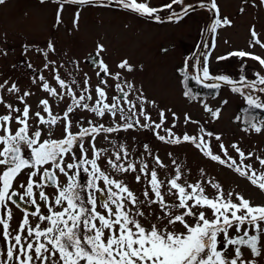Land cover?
Instances as JSON below:
<instances>
[{"label": "snow or ice", "instance_id": "6c2138e0", "mask_svg": "<svg viewBox=\"0 0 264 264\" xmlns=\"http://www.w3.org/2000/svg\"><path fill=\"white\" fill-rule=\"evenodd\" d=\"M95 2L52 0L58 5L55 26L63 22L65 5ZM99 2L108 6L112 0L108 4ZM4 3L0 0V5ZM116 3L159 23L164 22L160 13L166 10L167 20L176 22L196 9L214 13V20L201 33L197 51L186 56L178 69L182 96L200 103L206 118L201 123L185 113L181 124L176 112L161 108L142 87L128 82L121 71L113 73L102 58L97 63L105 51L103 44H97L94 56L89 55L97 67L94 89L87 73L81 81L75 77L65 79L60 73L63 64L48 59L49 53H55L49 41L43 67L34 69L32 79L37 89L47 94L39 100L35 112L27 102L34 95L31 90L22 91L8 80L0 83V105L5 109L0 114V264H259L256 258L264 257V203L246 198L237 191L238 184L225 191L204 166H198L197 177L189 179L192 169H186V162H178L171 151L166 153L169 163H165L145 143L140 157L132 158L135 150L130 153L126 143L109 139V134L147 129L161 143L190 146L208 163L230 170L264 192V157L246 154L238 141L226 143L222 133L213 131L209 125L221 118L229 101L222 99L214 108L207 100V95L218 98L220 89L227 86L244 102L234 118L242 125L240 131L264 134V55L230 51L216 60L238 58V78L212 73L211 56L218 29L232 25L228 17L221 16L217 0H171L158 7L152 6L151 0ZM174 5L180 6L179 12ZM251 6H264V0H252ZM244 11L241 7L240 12ZM79 18L80 12L76 11L73 25L77 28ZM205 33L211 36L210 44L204 40ZM250 37L249 48L264 50V40L254 25ZM24 47L27 51L28 46ZM247 59L259 65L252 78L246 74ZM74 64L79 71L78 62ZM27 67L33 66L28 63ZM117 68L133 71L127 60ZM108 78L115 82L116 94L112 96L108 90L113 85ZM193 83L209 93L202 97L191 86ZM5 95L14 96L23 108L5 100ZM50 100L56 101L57 107L60 102L67 103L54 113ZM152 109L156 111L155 119ZM78 111L89 116L78 118ZM190 124L196 132L187 131ZM182 126L184 130L177 134L174 130ZM101 141L111 147H98ZM253 156L255 161L247 162ZM257 161L259 168L254 167ZM81 170L86 174V183H81ZM126 175H134L135 181L143 184L140 195L117 178ZM18 201L31 205L33 211L21 207ZM13 206L22 213L15 229L11 227Z\"/></svg>", "mask_w": 264, "mask_h": 264}, {"label": "rangeland", "instance_id": "374dc122", "mask_svg": "<svg viewBox=\"0 0 264 264\" xmlns=\"http://www.w3.org/2000/svg\"><path fill=\"white\" fill-rule=\"evenodd\" d=\"M170 2L171 0H151V5L158 7ZM192 2L194 0H185V3ZM217 3L221 16L228 17L232 25L218 29L215 39L216 47L211 56V71L213 74L223 73L238 78L237 71L241 63L238 58L232 57L227 61L217 62L216 57L236 50L264 55V50L259 47L249 48L250 29L253 25L260 38L264 40V6L252 7V0H249L247 4L244 0H217ZM104 4H108V0H104ZM173 7L176 11H180L179 5ZM241 7L245 9L243 13L240 12ZM57 8L58 5L52 3V0H45V3H41L40 0H5V3L0 5V46L1 51L5 50L7 53L6 57H2L0 51V72L13 65L11 70H7L2 76L13 80L14 74L22 77L29 74L25 67L28 63H34V56L35 58L37 56L34 55V48L29 46L39 44L47 47L48 39L52 38L56 49L51 56L57 62H63V72L61 70L60 73L66 79L75 77L76 80L81 81L83 79L82 65L85 69L86 57L96 50L97 44H103L105 51L102 55L109 62L113 73L121 71L128 82L134 83L137 88L142 87L145 95L155 99L161 108H171L180 117L181 124L185 113L203 123L206 114L201 104L195 101L190 102L182 96L183 89L178 69L183 66L186 56L197 51L196 45L201 41L202 31L215 18L213 12L196 9L180 22H176L167 20L168 11L166 10L160 13L162 17H165L164 22L159 23L123 9L116 0H112L108 6H103L97 0L92 5H65L62 13L63 22L55 26ZM76 11L80 12L78 28L73 25ZM204 40L210 44L211 36L205 33ZM25 45L30 49L29 52H32L31 55L29 54L30 58L26 54L28 50H24ZM123 60H127L133 67L132 72L117 68ZM74 62H78L79 71ZM246 63L248 65L246 74L252 78L253 71L258 70L259 65L250 59H247ZM222 99H228L229 103L224 107L221 118L209 127L215 132L222 133L226 143L238 141L246 154L251 152L255 156L264 157V134L243 133L240 131L242 125L234 122L240 108L244 107L243 100L239 95L233 94L227 86L220 89L218 98L213 99L211 95L207 96L208 103L214 108L219 106V101ZM36 102L37 100L34 99V106ZM52 102L56 106L54 113L63 110L67 103V101L60 102L57 107V102L54 100ZM151 112L155 119L156 111L152 109ZM85 113L89 116L87 112ZM81 114L82 112L78 111L75 116L79 117ZM171 119L169 114V125ZM183 130L182 126L174 131L179 134ZM187 131L194 133L196 127L190 124L187 126ZM160 134H164L163 131ZM109 139L126 143L130 153L135 150L132 158L140 157L145 143L149 144L154 152H158L165 163H169L166 153L171 151L178 162H186V169L188 167L192 169V176L189 179H195L198 166H204L208 169L210 176H214L224 185L225 191L236 188L238 184L237 191H241L246 198H250L256 204L264 203V192L259 191L250 182L238 177L230 170L208 163L190 146L165 145L155 138L154 132L147 129L112 133ZM100 143L103 147H111L107 141ZM255 156L247 162L255 161ZM148 163L151 166V159ZM254 167L259 168L258 161L254 163ZM160 175L163 178L164 173L161 172ZM117 178L125 180L129 187L140 195L143 184H138L134 175ZM13 214L11 227L15 229L22 214L14 208ZM0 246H3L2 240H0ZM256 259L259 264H264V257Z\"/></svg>", "mask_w": 264, "mask_h": 264}, {"label": "flooded vegetation", "instance_id": "af4514ba", "mask_svg": "<svg viewBox=\"0 0 264 264\" xmlns=\"http://www.w3.org/2000/svg\"><path fill=\"white\" fill-rule=\"evenodd\" d=\"M63 18V17H62ZM49 41H51L54 46H55V49H56V45L54 43V40L52 38H49L48 39ZM30 48H34V55H37L36 58L34 56V63L31 62V64H33V67L32 69H29L28 67H25V69L29 72V74H27L25 77H22V76H17V75H13V80H11L10 78H5L4 76H2L7 70H11V68L13 67V65H11V67H9L8 69L6 70H3L0 72V83H3V81L5 80H8L10 83L11 82H15L17 83L18 87L22 90V91H25V90H31L34 95H31L27 98V102L32 106V111L35 112L37 110V105H38V102L40 99L42 98H45L46 97V93H44L43 91H40L39 89H37V87L32 83V79H33V75H35L34 73V69H41L43 67V64L45 62V58H44V51H47V47H42V45L40 46L39 44H34L32 46H29ZM0 51H1V46H0ZM2 52V57H6V55L4 53H6L5 50L1 51ZM29 54L31 55V53H28L27 57H29ZM52 53H49L48 55V59L50 60H55L57 62L56 59H54L53 56H51ZM92 54V53H91ZM101 59L100 57L97 58V63H98V60ZM86 63H84V67L85 69H83V65H82V75L83 73H87L90 77H91V84L93 86V89L95 87V85L98 83V77L96 75V71H97V67H96V64L92 62L91 59H89V56L86 57L85 59ZM107 64L109 63L108 61L106 62ZM24 64V62H23ZM57 64H63V62H57ZM66 64H70L69 62H66ZM110 69H112V67L110 66V64H108ZM15 69V68H14ZM62 70L63 72V67L60 68V71ZM10 75H12L10 73ZM44 75L47 77L48 76V73L45 72ZM61 76L63 78L64 75L61 74ZM101 77H103V74L101 73ZM50 79V77H49ZM66 79V78H65ZM108 83L110 85H113V88L109 89V96H112V95H115V90H114V81L110 78H108ZM34 99L37 100L36 102V105L34 106ZM5 100H7L8 102H11L13 103L14 105H17L21 108H23V105L22 104H19V102L16 100V98L14 96H11V95H5ZM50 104L53 105V102L52 100H50ZM54 108H56L55 105H53V112H54ZM5 111L3 105H0V114H3ZM84 116H87V114L85 112H82V114L78 117V118H82ZM91 118V117H89ZM13 127H15V125H13ZM76 131V129L74 130ZM111 134H109V137H110ZM99 146H102L101 143H98V147ZM30 155V153H29ZM61 181L63 182L64 181V177L61 176ZM80 180H81V183H86V180H87V177H86V174L83 173V171L81 170V176H80ZM49 192L52 191L51 188L48 189ZM18 203H21V207H24V208H27L29 212L33 211V208L31 205H25L23 204V202H20L18 201ZM14 210L17 211L18 213L22 214L18 209H16L14 206H13Z\"/></svg>", "mask_w": 264, "mask_h": 264}, {"label": "trees", "instance_id": "16d2710c", "mask_svg": "<svg viewBox=\"0 0 264 264\" xmlns=\"http://www.w3.org/2000/svg\"><path fill=\"white\" fill-rule=\"evenodd\" d=\"M194 84V83H193ZM192 86V85H191ZM196 91H198V92H200L201 93V96H205V95H207L208 93H209V90L208 89H203V88H200V87H198V85H195L194 84V86H192ZM208 96V95H207ZM242 108V107H241ZM241 108H240V110H241ZM240 110H239V114H240Z\"/></svg>", "mask_w": 264, "mask_h": 264}]
</instances>
